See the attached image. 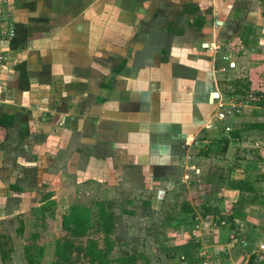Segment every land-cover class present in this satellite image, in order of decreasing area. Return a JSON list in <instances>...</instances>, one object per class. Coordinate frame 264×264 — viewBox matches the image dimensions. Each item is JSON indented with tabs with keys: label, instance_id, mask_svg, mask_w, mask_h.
I'll list each match as a JSON object with an SVG mask.
<instances>
[{
	"label": "crops",
	"instance_id": "1",
	"mask_svg": "<svg viewBox=\"0 0 264 264\" xmlns=\"http://www.w3.org/2000/svg\"><path fill=\"white\" fill-rule=\"evenodd\" d=\"M263 46L264 0H0V117L12 120L0 127V222L11 210L30 208L42 191H64L74 176L77 188L156 193L114 205L134 226L137 209L142 224L146 209L178 201L181 179L191 175L186 189L193 194L186 201L196 217H174L171 246L193 240L200 244L198 256H213L215 264H246L251 255L237 250L247 246L244 226L255 224L251 209L264 223V205L236 206L244 216L236 220L241 238L221 236L213 222L198 217L196 206L218 207L206 194L218 193L210 178L222 173L211 177L214 164L198 168L196 161L213 156L210 143L222 146L214 156L220 162L233 146L250 150L253 142L264 143V107L257 105L262 95L253 92L264 85L262 66H253ZM222 67L252 89L255 100L241 99L239 112L223 102ZM248 113L251 119L241 124ZM236 120L239 126H233ZM234 131L239 138L231 137ZM201 146L207 155L196 152ZM255 155L251 171L240 168L239 159L229 166L256 190L264 150ZM39 182L46 188L37 192ZM195 185L204 192L199 204ZM6 190L25 192L24 202H2ZM222 192L220 205L235 203L231 196L238 191ZM38 202L35 207L46 203ZM251 235L253 248H264V227H252Z\"/></svg>",
	"mask_w": 264,
	"mask_h": 264
},
{
	"label": "rangeland",
	"instance_id": "2",
	"mask_svg": "<svg viewBox=\"0 0 264 264\" xmlns=\"http://www.w3.org/2000/svg\"><path fill=\"white\" fill-rule=\"evenodd\" d=\"M254 55H255V59H254L253 66L255 67V70L262 66V70L264 71V46L259 51H256ZM232 64H233V61L231 63L229 62L227 63V66L229 67V69H231ZM220 65L221 63H219V66ZM221 69H223V67L220 68L219 70L220 72H222ZM219 74H221L219 80H223V81H219V89L223 93V98L225 97L224 96L225 93L227 95L226 98H224L223 102H226V105L229 106L230 110L236 112L235 109L231 108L230 104H234L235 99L239 101L241 100L240 98H245L248 94L251 93L252 89L249 87V85L245 86L246 83L241 82L242 81L241 79L243 78H239L240 75L237 72H233V71L231 72L229 70V72L227 73L225 72V73H219ZM261 88L264 89V85L260 86V89L258 87V90H254L253 92L257 93L258 95L259 94L262 95V97L259 95L257 97V100L259 99L261 101H264V91H262ZM244 92H245V95H242L244 94ZM226 99H229V100L227 101ZM257 102H260V101H257ZM239 110L241 111V109ZM249 114L250 113L242 116V118L244 117V121L242 120L243 122L241 124L245 123L246 122L245 120L251 119L249 117ZM240 122L236 120V122L233 123V126H236V125L239 126ZM243 129L247 130L246 128H243ZM248 131L250 130L248 129ZM211 137L214 138L215 135L214 136L211 135ZM215 138L216 139L214 140L217 141L218 137H215ZM263 147H264V144H263ZM207 148L210 151L214 152L213 156H210L209 159H205L204 157L202 159H199L198 161H196L197 163L195 162L196 167L199 168L202 162H205L206 165L214 164L212 165L211 169L215 171H212L213 173L211 174V177L215 173H218V172L222 173L223 180H222L221 186L219 185L218 182H217L218 186L215 185L214 181L211 180L212 178H210L211 184H212L211 189L214 190L215 188H220L217 190L218 193H216V191L214 190L210 193H207L206 196L208 197V200L210 202L216 205L218 204V208L220 206L223 207L222 212L224 214H228V212L232 210L233 205L236 204L239 194L231 196L233 202L235 201V203L232 204L231 201H229L230 200L229 199L228 202L224 200L223 204L221 203V205L218 202V198H220L219 194H221V196L225 198V193H223L222 191L223 190L224 192L228 191L229 188L227 189L228 187L227 184H228L229 178L232 177L235 179H241V178L234 177L236 173L231 172L229 165L231 163H234V164L237 163L236 160L239 159L243 161L241 163H238L240 165V168L244 166L248 171L253 170L254 168L251 167V162L254 161L253 157L256 156L255 155L256 151L253 149L249 150L247 149V147H244L245 149L242 148V150H240L237 146H233L228 151V158L225 161L220 162V161H217L214 156L216 155L215 153L221 152L220 149L222 148V146L218 144L210 143L208 144ZM200 149L204 150V147L201 146ZM200 149L197 148L196 152L197 151L200 152ZM210 159L212 160L210 161ZM259 159H262L260 155H259ZM260 170L262 173H258L254 175L255 177L257 176L258 178L256 179L258 180L256 191L259 195L264 196V166L263 165L260 168ZM195 174L197 175V173ZM75 179L76 177L74 176L71 177V179L69 180V183L67 184L68 187L65 188V190L62 192H58V193L52 192V194H49V193H45V191H42L41 194L36 198V200L30 204V208L20 207L21 208L20 210L19 209L11 210L9 212L11 217L5 218L3 222L2 221L0 222V243L2 244L4 243L5 245L4 248L8 251V259H7L6 264H29L27 260L25 259L24 250H25V247L30 244L37 245L44 249L43 257L40 260L39 264H51L54 260H56V257L53 252L55 243L57 241H63L65 239H70V240L72 239L76 243V245H80V246L81 245L85 246L88 240H96L99 248L101 249L105 248L106 246L104 244L103 232L99 228V226L95 223L93 227L87 232L86 236L83 238H72L69 232L63 229V227L61 226V218L62 216L68 214L71 206L75 203L76 204L80 203L86 206L87 208H89V210L91 211V215L93 216V219L97 218V211H98L97 203L103 204L105 207H107V209L110 212L114 213L115 218L113 222L115 223V227L111 235V239H110L114 247L112 251L110 252V254L108 255V259L113 260L117 257L128 255L130 252L133 251V252H136V255H139V254L141 255L139 257L137 256L138 258L137 264H181V261L178 259H171L167 261L164 258V255L161 251V247L166 246V245L171 246L173 241L175 240L174 233H173L174 231H169V227L165 226V220H166V217H169V216H172V217L178 216V210H179L178 208L180 207V204L183 200L185 202H187L186 199L188 201L191 200L192 191H190L191 192L190 193V192H187V189H186L187 183L193 180V177L191 175H189L188 177H183L181 180L182 182H185V183H181L179 187L177 185L178 184L177 182L180 181V179H175L176 180L175 186L178 187L177 192H176L178 199H175V200H178V201L174 200L175 202L168 206H163V207L161 206V207L154 208V209H150V208L146 209L145 213L148 212L146 213L148 216H146V218L145 217L143 218L145 224L143 223V220H142V224H140L141 220L139 221V218H142L143 215L141 214L140 210L137 209L136 218H134L133 220L134 223L135 222L137 223L134 226L131 223V219L127 216L123 217L121 209L114 207V205L120 204L121 201H123V197L132 196L133 198V196L134 197L141 196V198L142 197L144 198V196L146 197L148 195L147 193L140 194L141 192L139 193V191L136 192L135 190L132 193L128 192L129 194L127 193L118 194V192L116 194H113L111 192L112 193L111 194L108 192L109 190H107L106 187L102 185L94 186V187L89 186V187H86L85 189L84 187L77 188V186L75 185ZM197 180L198 179L196 180L194 179L193 183H196L200 185L201 188H203V185H204L203 181L198 182ZM39 184H41V186L36 191L39 192L40 189L45 190L46 186L42 185L41 182H39ZM78 186H81V184ZM108 188L110 189L111 187H108ZM191 188L195 190L194 192H196L195 194L196 199H194V201L196 200L197 204L201 203L204 197L203 190L202 189L198 190L197 185L192 186ZM150 194L148 195V198L149 196H156V193L154 194V192ZM24 195H26L25 192L6 190L5 192L1 194V197L3 200L2 202H6V203L9 201H13V200H19L20 202L21 201L24 202L23 200ZM230 195L231 194L227 195V197L230 198ZM55 196H57L56 200L51 199ZM167 196L165 198H167ZM169 197L171 198V196ZM39 199L45 200L46 203L44 206L35 207L37 203H39L38 202ZM137 200H140V198H137ZM143 201H146V199L144 198ZM199 207L200 205L196 206V212L198 214V217L201 218ZM249 214L252 216V219H253L252 222H254L255 224H252V223L245 224L244 234L247 240V241L245 240L247 242V246L242 247L239 245L240 247L237 250L238 252H240V254L246 253L247 256L248 255L256 256V254L259 253V250H257L256 248H253L252 246V244L254 243L252 241L254 236L251 235V229L252 227H256L257 230L261 231L262 228L264 227V223L260 219H258L257 210L251 209L249 211ZM126 222H127V225H126ZM20 227H22L23 229L22 234H19L17 232L18 228ZM129 227H132L133 229H130ZM171 227H175V225L172 224ZM183 227L184 226H182V228ZM223 228L224 227H219V229L217 230L218 233L221 234V236L228 237V233H229L230 239L232 240L234 239L238 240L239 238H241L240 235L239 236L236 235L237 233L236 229L238 228L233 229L235 235L232 233V230L227 231L226 228L222 230ZM167 236L169 237V239H167L168 238ZM165 237L167 238L164 239ZM257 248H259V245ZM223 253L225 252H220V254H223ZM83 255H84L83 253L79 255L74 254L72 257V261H73L72 264H89L88 258L84 257Z\"/></svg>",
	"mask_w": 264,
	"mask_h": 264
},
{
	"label": "trees",
	"instance_id": "3",
	"mask_svg": "<svg viewBox=\"0 0 264 264\" xmlns=\"http://www.w3.org/2000/svg\"><path fill=\"white\" fill-rule=\"evenodd\" d=\"M242 95H245V92ZM257 105L264 107V101L257 102ZM10 125H12L11 118L6 115H1L0 127H8ZM250 127L255 126L250 125ZM20 136L21 138L26 136V132L21 130ZM231 137L233 139L239 138L240 132H231ZM228 143L229 140L226 139L225 146H223L224 149H226ZM200 154L207 155V152L202 150L200 151ZM212 179L216 182H220L222 185L223 177H221L220 174H217L216 177H212ZM228 180V188L238 191L239 194L237 202L233 205L232 210L228 212V214H221L217 206L210 205L206 202L200 207V217L202 219L208 218L211 222H213L214 226L225 227L227 231H231L234 228H238L236 220L244 217L241 211L236 209V206L243 204L264 205V196L259 195L252 187L251 183L247 180L233 179L232 177ZM97 207V218L93 219L89 208L80 203L73 204L68 214L62 216L61 226L69 232L72 238H83L95 223L103 232L104 244L106 247L103 249L99 248L96 240H88L85 246L76 245L72 239L57 241L53 250L56 260H54L51 264H72L73 255H79L81 253L84 254V257L88 258L89 264H137V256L139 257L141 255H136V252L133 251L128 255H123L113 260L108 259V255L114 247L110 239L115 227V223L113 222L115 215L101 203H97ZM187 216H190L191 220H194L196 217L195 210L189 203L181 202L178 210V217L181 218ZM173 219L176 218L172 216L166 217L165 226L168 227ZM221 222H224L225 225L222 226ZM17 232L22 234V227L18 228ZM4 246V243H0V259L3 264H6L8 251L4 248ZM199 248L200 244L191 240L177 246H163L161 247V251L167 261L171 259H178L183 264H199L201 261V258L198 256ZM24 252L25 259L29 264H39L43 257L44 249L37 245L30 244L25 247ZM255 261L256 256L251 255L246 264H255Z\"/></svg>",
	"mask_w": 264,
	"mask_h": 264
},
{
	"label": "built area",
	"instance_id": "4",
	"mask_svg": "<svg viewBox=\"0 0 264 264\" xmlns=\"http://www.w3.org/2000/svg\"><path fill=\"white\" fill-rule=\"evenodd\" d=\"M2 59V57L0 56V60ZM223 60H227L226 57H223ZM222 72L225 71V69H221ZM246 98V99H245ZM245 98H240V99H245V100H255L253 95H252V92L250 94H248ZM242 100H236L234 101V104H230L231 108L232 109H235L236 112H239L242 108V105L243 103H241ZM233 103V102H232ZM263 142H260V141H256V142H253L252 144V149L253 150H256V151H261L264 149L263 147ZM263 147V148H262ZM221 214H224V213H221ZM221 225L224 226L225 223L224 222H221ZM199 257L201 258V261L199 264H215V261H214V258L213 256H209V255H205V254H201L199 255ZM256 262H258L259 264H264V248L261 247L260 250H259V253L256 254Z\"/></svg>",
	"mask_w": 264,
	"mask_h": 264
}]
</instances>
